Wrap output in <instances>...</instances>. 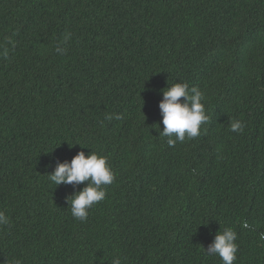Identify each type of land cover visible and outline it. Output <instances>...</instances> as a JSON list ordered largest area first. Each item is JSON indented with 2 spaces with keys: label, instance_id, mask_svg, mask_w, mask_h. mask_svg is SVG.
I'll list each match as a JSON object with an SVG mask.
<instances>
[{
  "label": "trees",
  "instance_id": "trees-1",
  "mask_svg": "<svg viewBox=\"0 0 264 264\" xmlns=\"http://www.w3.org/2000/svg\"><path fill=\"white\" fill-rule=\"evenodd\" d=\"M177 82L210 119L169 147ZM80 151L115 173L85 222L48 179ZM0 211V264H222L226 227L264 264V0H0Z\"/></svg>",
  "mask_w": 264,
  "mask_h": 264
},
{
  "label": "clouds",
  "instance_id": "clouds-1",
  "mask_svg": "<svg viewBox=\"0 0 264 264\" xmlns=\"http://www.w3.org/2000/svg\"><path fill=\"white\" fill-rule=\"evenodd\" d=\"M55 51L63 55L66 49L57 46ZM203 101L204 94L195 87L189 88L187 83L177 82L163 90V100L159 103L163 130L159 135L167 138L169 147H174L177 142L183 143L186 138L194 139L201 134V126L210 119ZM106 118L111 120L112 116ZM116 118L120 119L119 116ZM243 129L244 124L240 120H232L230 123L232 132L239 133ZM48 179L55 187L61 184L78 186L87 182L82 190L67 197L72 216L80 222H85L89 210L105 199V186L113 183L115 173L106 156L98 155L96 152L86 156L80 151L70 162H57L54 170L48 174ZM9 223V218L0 211V226ZM242 227L249 228L250 225L245 221ZM260 238L264 240V233L260 234ZM236 240L237 233L232 228L226 227L216 233L213 242L204 251L208 256L219 257L222 264H234L238 251ZM111 264H121V259L117 256L113 258Z\"/></svg>",
  "mask_w": 264,
  "mask_h": 264
}]
</instances>
